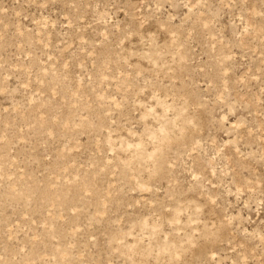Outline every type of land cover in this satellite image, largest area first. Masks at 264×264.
Listing matches in <instances>:
<instances>
[{
  "label": "rangeland",
  "instance_id": "374dc122",
  "mask_svg": "<svg viewBox=\"0 0 264 264\" xmlns=\"http://www.w3.org/2000/svg\"><path fill=\"white\" fill-rule=\"evenodd\" d=\"M0 264H264V0H0Z\"/></svg>",
  "mask_w": 264,
  "mask_h": 264
}]
</instances>
